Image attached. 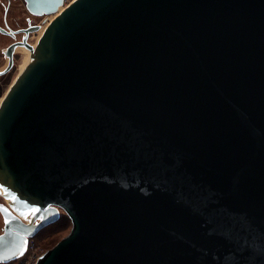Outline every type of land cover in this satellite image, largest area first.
I'll return each mask as SVG.
<instances>
[{"label": "water", "instance_id": "1", "mask_svg": "<svg viewBox=\"0 0 264 264\" xmlns=\"http://www.w3.org/2000/svg\"><path fill=\"white\" fill-rule=\"evenodd\" d=\"M55 13L0 102V263L264 264V0H24ZM0 31L14 35L11 28Z\"/></svg>", "mask_w": 264, "mask_h": 264}, {"label": "rangeland", "instance_id": "2", "mask_svg": "<svg viewBox=\"0 0 264 264\" xmlns=\"http://www.w3.org/2000/svg\"><path fill=\"white\" fill-rule=\"evenodd\" d=\"M72 0H66L68 4ZM8 1L7 0H0V25L6 27V22L9 24V27L16 28L17 26H24L27 23L29 17H32L33 24H48L50 18L55 16L52 15H45V16H33L29 13L26 8V4L24 0H17L11 3L10 9L6 14ZM38 34L34 31L29 38V41L34 44L37 39ZM39 40V39H38ZM13 41V38L8 34L2 33L0 31V70L5 68L8 64V57L4 54V50L7 48L9 44ZM22 49L24 47H21ZM24 53L17 52L15 53V64L11 70L7 73L0 75V97H2L8 90L9 86L12 84L15 77L18 75L20 71L21 63L24 60ZM0 203L3 205H7V200L4 199L0 195ZM63 212L61 218L55 222L54 225H48L44 229H42L35 237L32 247H30V253L26 257L27 260H32L34 256H38L41 253L45 252L46 250L52 248L59 240H61L64 236H66L71 228H72V221L66 215L65 211L61 209ZM4 228V217L0 210V233L3 231ZM20 260H14L8 264H18ZM3 264V263H0Z\"/></svg>", "mask_w": 264, "mask_h": 264}, {"label": "bare ground", "instance_id": "3", "mask_svg": "<svg viewBox=\"0 0 264 264\" xmlns=\"http://www.w3.org/2000/svg\"><path fill=\"white\" fill-rule=\"evenodd\" d=\"M67 3H66V0H65V3H64V5H62V6H60V8H59V10H58V12H60L63 8H64V6L66 5ZM32 14V13H31ZM52 14H55V13H52ZM52 14H44V15H36V16H45V15H52ZM33 15H35V14H33ZM54 18V16L53 17H51L50 18V20H52ZM49 20V21H50ZM45 26H46V24H43V25H41V28L40 29H38V30H34V31H36V33L38 34V36H37V39H36V41L34 42V44H36L37 42H38V39L40 38V36H41V34H42V32H43V30H44V28H45ZM32 32V31H31ZM19 47V48H18ZM17 48H16V51L17 52H23L24 53V60H23V62L21 63V66H20V71H19V73L25 68V66L28 64V62H29V60H30V58H31V51L29 50V48L28 47H26V46H24V45H20V46H18ZM21 47H24L23 49L21 48ZM6 68V67H5ZM4 69V68H3ZM2 69V70H3ZM18 73V74H19ZM18 76V75H17ZM16 76V77H17ZM16 77H15V79H16ZM14 79V80H15ZM13 80V81H14ZM11 86V85H10ZM9 86V87H10ZM5 95V94H4ZM4 95L2 96V97H0V102L3 100V98H4Z\"/></svg>", "mask_w": 264, "mask_h": 264}, {"label": "flooded vegetation", "instance_id": "4", "mask_svg": "<svg viewBox=\"0 0 264 264\" xmlns=\"http://www.w3.org/2000/svg\"><path fill=\"white\" fill-rule=\"evenodd\" d=\"M8 1V5H7V9H6V14H7V12H8V10L10 9V6H11V3L13 2V1H17V0H7ZM28 10V9H27ZM30 13V12H29ZM31 14V13H30ZM31 15H33V14H31ZM33 16H36V15H33ZM37 17V16H36ZM32 25H43V24H33V19H32V17H29L28 18V20H27V23H26V25H24V26H17L16 28H12V27H9V24L6 22V27L7 28H11L13 31H14V35H9V36H11L12 38H13V41L12 42H14V41H16V40H21V39H23V37H24V35H25V32L24 31H18L17 32V30H21V29H25V28H29L30 26H32ZM34 31H32V32H30V34H29V36H28V40H29V38H30V35L33 33ZM36 32V31H35ZM11 42V43H12ZM33 44V43H32ZM19 48V47H18ZM17 48V49H18ZM16 53V52H15Z\"/></svg>", "mask_w": 264, "mask_h": 264}, {"label": "built area", "instance_id": "5", "mask_svg": "<svg viewBox=\"0 0 264 264\" xmlns=\"http://www.w3.org/2000/svg\"><path fill=\"white\" fill-rule=\"evenodd\" d=\"M33 241H34V239L33 238H29V243H28V247H27V249H26V251H25V253L21 256V257H19V258H17L16 259V261L17 260H20V263H18V264H36L37 263V261H38V259H39V257L44 253H41L40 255H38V256H34L33 258H32V260H27L26 261V257L29 255V253H30V247H32V244H33Z\"/></svg>", "mask_w": 264, "mask_h": 264}, {"label": "trees", "instance_id": "6", "mask_svg": "<svg viewBox=\"0 0 264 264\" xmlns=\"http://www.w3.org/2000/svg\"><path fill=\"white\" fill-rule=\"evenodd\" d=\"M54 224H56V223H53L52 225H54Z\"/></svg>", "mask_w": 264, "mask_h": 264}]
</instances>
